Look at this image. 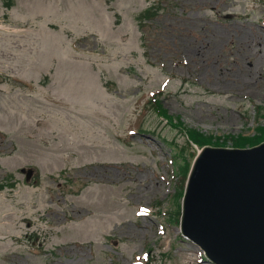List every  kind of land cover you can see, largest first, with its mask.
I'll use <instances>...</instances> for the list:
<instances>
[{
  "label": "rangeland",
  "instance_id": "1",
  "mask_svg": "<svg viewBox=\"0 0 264 264\" xmlns=\"http://www.w3.org/2000/svg\"><path fill=\"white\" fill-rule=\"evenodd\" d=\"M17 1L0 0V11ZM23 2L31 15L40 18L42 12L46 21L68 24L75 37L116 35L100 0H64V9L49 0ZM104 3L114 14L115 26L125 22V31L127 23L132 28L107 42L96 37L73 40L79 48L92 50L80 57L98 66L112 98L91 131V126L85 129L71 120L80 118L78 111L55 105L15 82L7 69L12 65L8 50L0 46V118L9 111L20 116L19 128L6 123L5 117L0 120V182L17 181L15 189L0 191V264H134L146 253L144 264H188V254L191 264H210L201 261L199 249L181 236L179 223L170 215L181 202L175 196L181 178L170 180L167 156L179 154L174 169L182 165L184 173L185 159L191 162L194 156L185 132L175 124L217 137L254 136L264 116V0ZM148 8L151 15L154 8L160 13L140 24L137 16ZM60 32L44 26L39 34L61 68L73 45L62 28ZM89 85L91 96L107 97L96 78ZM75 87L63 93L74 96ZM155 99L175 124L157 115ZM29 117L38 121L33 125L40 130L36 145L53 158V172L35 166L32 158L21 163L22 145L30 143L31 129L24 128L22 118ZM10 129L17 135L19 129L20 138H12ZM134 129L138 132L128 137ZM102 148L120 152L116 155L123 162L78 160L81 153ZM60 159L62 167L57 165ZM29 165L37 169L31 183L21 172ZM138 209H150L149 216L139 218ZM163 211L170 224L164 222Z\"/></svg>",
  "mask_w": 264,
  "mask_h": 264
},
{
  "label": "water",
  "instance_id": "2",
  "mask_svg": "<svg viewBox=\"0 0 264 264\" xmlns=\"http://www.w3.org/2000/svg\"><path fill=\"white\" fill-rule=\"evenodd\" d=\"M182 227L217 264H264V144L204 150L188 185Z\"/></svg>",
  "mask_w": 264,
  "mask_h": 264
},
{
  "label": "trees",
  "instance_id": "3",
  "mask_svg": "<svg viewBox=\"0 0 264 264\" xmlns=\"http://www.w3.org/2000/svg\"><path fill=\"white\" fill-rule=\"evenodd\" d=\"M260 134H259V136L257 137V138H255V139H253V142L251 143L252 145H254V144H257V143H259V142H261V141H263L264 140V131H260L259 132ZM192 138L196 141V142H198L197 141V138L195 137V136H192ZM246 140V139H245ZM203 141L204 142H206V143H208V142H210L209 140H206V139H203ZM217 141V143H219V140L217 139L216 140ZM233 141V140H232ZM244 141V140H243ZM247 142V141H246ZM200 143H202V142H200ZM233 143H235V145L236 146H240V147H245L246 145H244V143H239L238 141H233ZM254 143V144H253Z\"/></svg>",
  "mask_w": 264,
  "mask_h": 264
},
{
  "label": "bare ground",
  "instance_id": "4",
  "mask_svg": "<svg viewBox=\"0 0 264 264\" xmlns=\"http://www.w3.org/2000/svg\"><path fill=\"white\" fill-rule=\"evenodd\" d=\"M211 58H212V57H211ZM185 258L189 261L188 264H190L191 261H192V255H189V254H188Z\"/></svg>",
  "mask_w": 264,
  "mask_h": 264
}]
</instances>
